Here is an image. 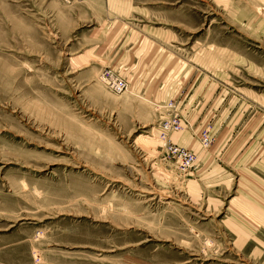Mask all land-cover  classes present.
Instances as JSON below:
<instances>
[{"label": "rangeland", "instance_id": "1", "mask_svg": "<svg viewBox=\"0 0 264 264\" xmlns=\"http://www.w3.org/2000/svg\"><path fill=\"white\" fill-rule=\"evenodd\" d=\"M0 264H264V0H0Z\"/></svg>", "mask_w": 264, "mask_h": 264}, {"label": "built area", "instance_id": "2", "mask_svg": "<svg viewBox=\"0 0 264 264\" xmlns=\"http://www.w3.org/2000/svg\"><path fill=\"white\" fill-rule=\"evenodd\" d=\"M101 79L112 93L122 94L128 90V82L111 70H105L101 75ZM162 108L168 110V113L161 119L159 125V145L161 151L165 156L173 159L180 170L186 171L193 167L196 161V153L187 147L173 142L170 138L171 134L182 130L186 124V120L179 114L175 102L166 103ZM198 137L202 147L209 146L213 140L209 126L205 127Z\"/></svg>", "mask_w": 264, "mask_h": 264}, {"label": "crops", "instance_id": "3", "mask_svg": "<svg viewBox=\"0 0 264 264\" xmlns=\"http://www.w3.org/2000/svg\"><path fill=\"white\" fill-rule=\"evenodd\" d=\"M214 141V138H213V140H212V142Z\"/></svg>", "mask_w": 264, "mask_h": 264}]
</instances>
